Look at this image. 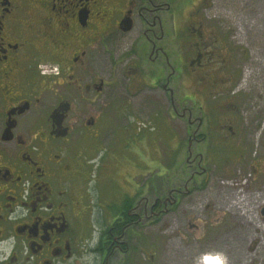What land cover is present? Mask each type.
I'll list each match as a JSON object with an SVG mask.
<instances>
[{
  "label": "flooded vegetation",
  "instance_id": "af4514ba",
  "mask_svg": "<svg viewBox=\"0 0 264 264\" xmlns=\"http://www.w3.org/2000/svg\"><path fill=\"white\" fill-rule=\"evenodd\" d=\"M249 2L0 0V241L15 239L0 264H115L150 214L178 206L180 189L150 204L145 164L143 174L120 166L132 189L124 204L91 196L92 151L131 148L130 116L172 118L179 146L187 117L189 158L217 135L247 146L241 108L256 112L262 98L242 89V44L264 62V0ZM244 18L258 23L255 36L241 32ZM21 206L25 215L9 220Z\"/></svg>",
  "mask_w": 264,
  "mask_h": 264
},
{
  "label": "rangeland",
  "instance_id": "374dc122",
  "mask_svg": "<svg viewBox=\"0 0 264 264\" xmlns=\"http://www.w3.org/2000/svg\"><path fill=\"white\" fill-rule=\"evenodd\" d=\"M247 1L250 0H243L246 3L242 6L253 9L254 3ZM219 3L216 22L220 21L222 27ZM240 26L243 34L248 32L250 36H255L258 23L244 18ZM242 46L250 50L242 68V83L248 84L242 89L247 91L252 88V92L255 90L262 98L260 106L253 108L256 112L243 113L241 108L240 116L246 126L244 135L247 139L241 143L248 147L243 145L242 150L237 149L231 141L224 142L219 138L221 135H217L213 145L193 144L189 158L188 138L191 134L187 131V117H182L180 121L179 146L169 121L173 119L158 115L153 118L128 117L129 140L134 143L131 148L104 146L92 151L91 156L96 158L89 168L91 196L101 195L105 202L109 201L114 206L124 204L132 189L129 178L127 183L123 181L125 174L119 168L128 163L137 165L139 174H143L142 165L148 166L150 204L158 195L161 198L174 197L176 189L182 191L177 207L169 204L166 212L150 214L149 223L143 229L135 230V239L128 252L129 257L134 253L130 264H193L192 258L207 250L224 252L229 264H257L260 255L264 254V227L260 226L264 225L261 214L264 206V62H260V54L255 53L253 43H243ZM183 89L190 91L188 86ZM221 99V93L209 98V102L217 103L220 114L223 112L221 102L218 103ZM187 103L191 106V102ZM200 103L194 105L198 113ZM107 164L114 165L115 169L106 168ZM242 192L250 212L255 216L256 230L253 227L244 229L239 209L236 211L239 219L234 218L231 201L234 195ZM100 202L103 204V200ZM144 248L146 252L143 253ZM128 254L118 253L115 264H127L124 262Z\"/></svg>",
  "mask_w": 264,
  "mask_h": 264
},
{
  "label": "clouds",
  "instance_id": "9594fccd",
  "mask_svg": "<svg viewBox=\"0 0 264 264\" xmlns=\"http://www.w3.org/2000/svg\"><path fill=\"white\" fill-rule=\"evenodd\" d=\"M23 215H25V212L21 206L9 214V220H15L19 216ZM14 245L15 239L13 237H9L4 241H0V249L4 251L5 258L11 253ZM192 260L193 264H229L228 256L224 252L217 250H207L200 252L199 254L195 255Z\"/></svg>",
  "mask_w": 264,
  "mask_h": 264
},
{
  "label": "bare ground",
  "instance_id": "6f19581e",
  "mask_svg": "<svg viewBox=\"0 0 264 264\" xmlns=\"http://www.w3.org/2000/svg\"><path fill=\"white\" fill-rule=\"evenodd\" d=\"M231 184V183H230ZM229 186V185H228ZM226 188V187H225ZM230 189L232 190L231 186H230ZM239 195V194H237ZM236 195V196H237ZM234 195V200L231 201V207H234V218H238L239 219V216L237 214V209H239L240 211V215L243 216V219L241 220L242 222V226L244 227V229H249L251 227L254 228V230H256V222H255V216L250 212V209H249V206L248 204H246V201H245V195L243 194V192L239 195V197H236ZM247 200V198H246ZM244 210V211H242ZM241 218V217H240ZM261 227H264V225H260ZM260 227V228H261ZM258 229V228H257ZM242 235V234H241Z\"/></svg>",
  "mask_w": 264,
  "mask_h": 264
},
{
  "label": "water",
  "instance_id": "95a60500",
  "mask_svg": "<svg viewBox=\"0 0 264 264\" xmlns=\"http://www.w3.org/2000/svg\"><path fill=\"white\" fill-rule=\"evenodd\" d=\"M263 213H264V208H263Z\"/></svg>",
  "mask_w": 264,
  "mask_h": 264
}]
</instances>
